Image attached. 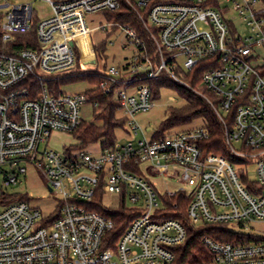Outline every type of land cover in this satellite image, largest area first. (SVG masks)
Listing matches in <instances>:
<instances>
[{
	"label": "built area",
	"instance_id": "1",
	"mask_svg": "<svg viewBox=\"0 0 264 264\" xmlns=\"http://www.w3.org/2000/svg\"><path fill=\"white\" fill-rule=\"evenodd\" d=\"M34 1L0 3V196L30 168L59 201L44 215L25 200L0 198V264H170L173 248L186 239L183 224L167 217L176 197L188 200L192 224H222L255 238L205 236L210 258L202 264H264V235L245 231L264 223V72L253 56L254 46L264 45V0H229L251 36L235 33L213 0H132L148 39L118 26L134 51L122 66L102 71L83 67L101 59L84 15L116 11L123 0H42L51 9L43 20L34 19ZM202 61L208 63L202 84L216 97L208 103L223 124L227 156L205 153L210 132L203 122L111 148L44 145L53 133L74 136L87 124L83 107L90 104L94 113L98 107L89 90L116 100L126 121L153 106L149 81L166 74L187 86L182 74ZM84 75L98 82L83 93L60 90ZM128 125L127 134L140 132L133 121ZM106 194L133 211L116 239L113 220L93 209L99 195L110 209Z\"/></svg>",
	"mask_w": 264,
	"mask_h": 264
},
{
	"label": "trees",
	"instance_id": "2",
	"mask_svg": "<svg viewBox=\"0 0 264 264\" xmlns=\"http://www.w3.org/2000/svg\"><path fill=\"white\" fill-rule=\"evenodd\" d=\"M212 2H214L215 6L217 5L215 0ZM104 14L109 24L113 23L116 27L128 25L134 28L139 36L145 40L148 39L143 22L139 18V12L134 7L132 0H123L118 10L112 12L106 11ZM21 46L27 47L25 44ZM95 49L102 58L106 50V41L103 40L99 46H95ZM207 65V61H202L189 73L182 74V78L187 86L176 83L166 74H161L156 80L149 81L153 91V101L159 98L161 88L168 87L175 90L185 102V105L181 108H170L168 110L167 120L154 133V137H161L165 132L175 127L190 123L195 119H201L210 132V137L204 145L205 153L227 156L223 140V124L216 116L205 96H208L213 102L216 101V97L205 88L201 80L202 75L207 69ZM259 70L264 72L262 71L264 68H259ZM76 79H84L91 85L98 82L96 76L84 75L72 80ZM86 94L91 102L98 103V107L94 109V121L83 124L74 134L77 140L74 147L81 149L98 143L103 148H111L116 141L115 130L122 128L125 122L124 118L118 116V103L97 89L89 90ZM231 121L230 119L228 126L232 124ZM1 199L3 202L16 201L10 195L3 196ZM20 200L25 199L20 198ZM173 202H176V208H171L167 217L177 219L183 224L186 230V239L184 243L173 248L175 257L170 264H202L208 261L210 254L203 243V237L205 236L220 242H249L255 239L250 235L236 234L230 231L226 225L222 224L202 223L194 225L187 219L185 214L188 200L183 197H176L173 199ZM93 209L100 211L113 220L115 224L113 232L115 239L123 232L133 216L132 209L126 205L124 200H121L116 208H104L102 206V196L100 195L95 199Z\"/></svg>",
	"mask_w": 264,
	"mask_h": 264
},
{
	"label": "rangeland",
	"instance_id": "3",
	"mask_svg": "<svg viewBox=\"0 0 264 264\" xmlns=\"http://www.w3.org/2000/svg\"><path fill=\"white\" fill-rule=\"evenodd\" d=\"M29 0H8L9 4H17L27 2ZM3 0H0L2 3ZM219 9L223 12L225 19L230 23L234 32L240 36H251L252 32L247 26L246 21L238 15L233 9V3L229 0H216ZM34 19L43 20L51 16V9L48 3L42 0L33 2ZM5 11V10H4ZM84 21L87 30L89 31L92 44L99 46L103 40L106 41V50L104 56L98 59L95 64L89 63L83 65L85 70H99L111 66L118 67L125 64L134 51L132 44H129L124 30L121 27H116L107 22L104 13H94L84 15ZM125 47V48H124ZM253 56L256 57L254 64L260 69L264 68V45H256L253 48ZM264 71V70H262ZM183 81L184 79L181 78ZM185 82V81H184ZM91 89V84L84 79H76L65 81L60 85V90L67 94H78L86 92ZM206 100L213 102L208 96ZM185 105L184 100L178 93L168 87H163L159 91V98L153 101V106L146 111L137 112L132 117L127 118L122 128L115 130V140L119 144H123L132 138H151L159 129L161 124L168 118V110L170 108H181ZM82 119L87 124L94 121V112L90 104H86L82 109ZM122 114L119 112L118 116ZM128 121H133L140 132L137 134H127L125 131H130ZM202 125L201 119H195L190 123L175 127L170 131L176 132L180 130L193 129ZM77 143L76 138L71 134L53 133L47 142L49 148L56 151H61L64 146L68 147ZM238 148V144L234 145ZM94 148V147H93ZM95 149V148H94ZM254 173L251 170L249 176L253 177ZM3 176L0 174V184ZM22 183L17 186H10L5 190V195H10L15 200L24 198L31 206L38 208L44 215H49L55 212L58 207L59 197L50 193L45 181L38 176L32 169L28 168L26 175L21 178ZM163 184L158 186L162 189ZM1 198V196H0ZM11 202V201H10ZM5 203H9L5 202ZM103 204L109 208H116L118 206L117 198L112 194L103 196ZM246 232L255 235H264V223H256L245 230Z\"/></svg>",
	"mask_w": 264,
	"mask_h": 264
}]
</instances>
